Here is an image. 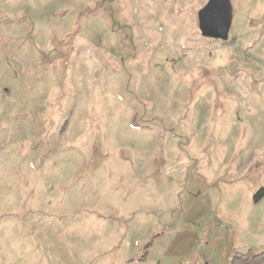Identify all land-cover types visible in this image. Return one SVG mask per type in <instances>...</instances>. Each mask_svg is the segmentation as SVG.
<instances>
[{
	"label": "rangeland",
	"instance_id": "1",
	"mask_svg": "<svg viewBox=\"0 0 264 264\" xmlns=\"http://www.w3.org/2000/svg\"><path fill=\"white\" fill-rule=\"evenodd\" d=\"M229 1L223 42L208 0H0V264H264V0Z\"/></svg>",
	"mask_w": 264,
	"mask_h": 264
},
{
	"label": "water",
	"instance_id": "2",
	"mask_svg": "<svg viewBox=\"0 0 264 264\" xmlns=\"http://www.w3.org/2000/svg\"><path fill=\"white\" fill-rule=\"evenodd\" d=\"M231 21L229 0H208L198 13V30L202 37L226 42Z\"/></svg>",
	"mask_w": 264,
	"mask_h": 264
},
{
	"label": "trees",
	"instance_id": "3",
	"mask_svg": "<svg viewBox=\"0 0 264 264\" xmlns=\"http://www.w3.org/2000/svg\"><path fill=\"white\" fill-rule=\"evenodd\" d=\"M262 196H264V190L259 191V192L257 193L255 199L257 200V199L261 198ZM256 257H257V256H256ZM252 263H253V262H252ZM245 264H248V262H245Z\"/></svg>",
	"mask_w": 264,
	"mask_h": 264
}]
</instances>
